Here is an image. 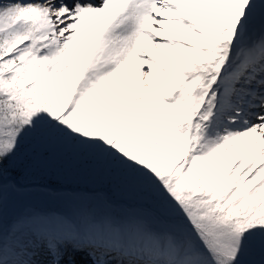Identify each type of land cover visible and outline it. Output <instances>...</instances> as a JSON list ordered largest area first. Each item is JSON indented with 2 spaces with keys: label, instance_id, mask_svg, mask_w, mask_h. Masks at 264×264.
<instances>
[{
  "label": "snow or ice",
  "instance_id": "6c2138e0",
  "mask_svg": "<svg viewBox=\"0 0 264 264\" xmlns=\"http://www.w3.org/2000/svg\"><path fill=\"white\" fill-rule=\"evenodd\" d=\"M0 264H264V0H0Z\"/></svg>",
  "mask_w": 264,
  "mask_h": 264
}]
</instances>
